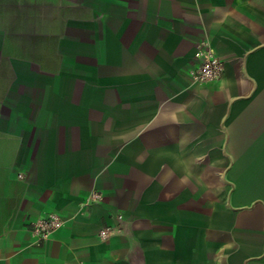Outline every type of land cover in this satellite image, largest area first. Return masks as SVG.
Returning a JSON list of instances; mask_svg holds the SVG:
<instances>
[{
  "label": "crops",
  "instance_id": "crops-1",
  "mask_svg": "<svg viewBox=\"0 0 264 264\" xmlns=\"http://www.w3.org/2000/svg\"><path fill=\"white\" fill-rule=\"evenodd\" d=\"M0 264H264V0H0Z\"/></svg>",
  "mask_w": 264,
  "mask_h": 264
},
{
  "label": "built area",
  "instance_id": "built-area-1",
  "mask_svg": "<svg viewBox=\"0 0 264 264\" xmlns=\"http://www.w3.org/2000/svg\"><path fill=\"white\" fill-rule=\"evenodd\" d=\"M224 74V65L221 60L213 53L209 52L204 58L203 63L194 73L195 79L200 82H213L222 78ZM94 199L100 197L95 194ZM119 218H122L121 216ZM64 224V220L57 214L51 213L44 218L38 219L33 224V233L36 235L38 242L47 241L51 235L58 231ZM111 231L106 228L101 232V236L105 237L106 232Z\"/></svg>",
  "mask_w": 264,
  "mask_h": 264
}]
</instances>
